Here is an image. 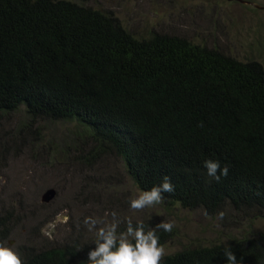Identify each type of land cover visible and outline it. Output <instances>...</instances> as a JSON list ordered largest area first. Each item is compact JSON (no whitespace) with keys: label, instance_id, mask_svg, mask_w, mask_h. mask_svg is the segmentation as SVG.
I'll return each instance as SVG.
<instances>
[{"label":"trees","instance_id":"trees-1","mask_svg":"<svg viewBox=\"0 0 264 264\" xmlns=\"http://www.w3.org/2000/svg\"><path fill=\"white\" fill-rule=\"evenodd\" d=\"M76 121L91 155L113 154L141 191L170 178L166 204L264 211V69L185 37L136 38L118 20L71 0H0V115ZM205 160L229 174L216 182ZM6 230L0 215V239ZM173 231L156 230L159 244ZM165 254L161 264H264V230ZM226 242V243H225ZM73 244L28 250L23 264H88Z\"/></svg>","mask_w":264,"mask_h":264},{"label":"rangeland","instance_id":"rangeland-1","mask_svg":"<svg viewBox=\"0 0 264 264\" xmlns=\"http://www.w3.org/2000/svg\"><path fill=\"white\" fill-rule=\"evenodd\" d=\"M71 1L112 15L136 38L151 32L182 36L241 61L255 60L264 69V0H247L262 8L237 0ZM92 148L87 129L76 121L31 119L23 105L0 115V215L6 225L0 243L12 246L20 257L30 249L66 244L83 254L95 248L96 240L84 219L111 222L113 212L121 221L118 232L126 230L129 218L134 225L143 222L146 230L175 221L172 237L161 245L165 254L221 243L225 234L244 237L264 230V211L237 216L224 207L207 214L163 201L133 211L129 202L143 191L119 157H93ZM48 189L54 195L43 200Z\"/></svg>","mask_w":264,"mask_h":264},{"label":"clouds","instance_id":"clouds-1","mask_svg":"<svg viewBox=\"0 0 264 264\" xmlns=\"http://www.w3.org/2000/svg\"><path fill=\"white\" fill-rule=\"evenodd\" d=\"M203 166L207 176L216 182H220L229 174V168L227 166L222 168L218 161L205 160ZM174 191V185L166 176L160 185L154 186L151 190L144 191L138 197L131 199L129 202L130 209L141 211L146 207L159 204L164 199L163 193ZM224 215V212L218 214L220 219H223ZM111 216V222L92 217L84 219V225L89 231L95 230L96 234L95 248L88 252V264H161L165 250L159 244L156 230L162 229L164 232L170 233L175 226V221H162L155 228L146 230L143 222H137L134 225L129 218L126 221V230L118 232L121 221L116 217V213H111ZM223 259L227 261V264H242L243 261V257L237 259L230 246L224 249ZM0 264H23V261L12 246L0 243Z\"/></svg>","mask_w":264,"mask_h":264},{"label":"water","instance_id":"water-1","mask_svg":"<svg viewBox=\"0 0 264 264\" xmlns=\"http://www.w3.org/2000/svg\"><path fill=\"white\" fill-rule=\"evenodd\" d=\"M237 1H239V2H241V3H244V4H250V5H252V6H255V7H257V8H262V6H260V5H258V4H256V3H254V2H251V1H247V0H237ZM54 190L53 189H48V190H46L43 194H42V199L43 200H48L49 198H51L53 195H54Z\"/></svg>","mask_w":264,"mask_h":264}]
</instances>
